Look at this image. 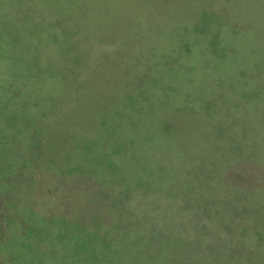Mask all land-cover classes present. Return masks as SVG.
Wrapping results in <instances>:
<instances>
[{
    "label": "rangeland",
    "instance_id": "1",
    "mask_svg": "<svg viewBox=\"0 0 264 264\" xmlns=\"http://www.w3.org/2000/svg\"><path fill=\"white\" fill-rule=\"evenodd\" d=\"M0 264H264V0H0Z\"/></svg>",
    "mask_w": 264,
    "mask_h": 264
},
{
    "label": "trees",
    "instance_id": "2",
    "mask_svg": "<svg viewBox=\"0 0 264 264\" xmlns=\"http://www.w3.org/2000/svg\"><path fill=\"white\" fill-rule=\"evenodd\" d=\"M187 251L189 250V249H186ZM189 256V255H188ZM186 258V260H185V262H191L189 259H188V257H185Z\"/></svg>",
    "mask_w": 264,
    "mask_h": 264
}]
</instances>
